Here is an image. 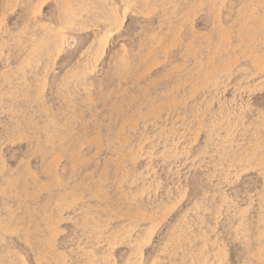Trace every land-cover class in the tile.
<instances>
[{
    "label": "rangeland",
    "instance_id": "obj_1",
    "mask_svg": "<svg viewBox=\"0 0 264 264\" xmlns=\"http://www.w3.org/2000/svg\"><path fill=\"white\" fill-rule=\"evenodd\" d=\"M0 264H264V0H0Z\"/></svg>",
    "mask_w": 264,
    "mask_h": 264
},
{
    "label": "bare ground",
    "instance_id": "obj_2",
    "mask_svg": "<svg viewBox=\"0 0 264 264\" xmlns=\"http://www.w3.org/2000/svg\"><path fill=\"white\" fill-rule=\"evenodd\" d=\"M61 36V35H60Z\"/></svg>",
    "mask_w": 264,
    "mask_h": 264
}]
</instances>
